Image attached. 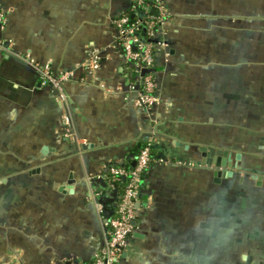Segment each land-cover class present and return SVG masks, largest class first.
<instances>
[{
    "label": "crops",
    "instance_id": "0c3cea01",
    "mask_svg": "<svg viewBox=\"0 0 264 264\" xmlns=\"http://www.w3.org/2000/svg\"><path fill=\"white\" fill-rule=\"evenodd\" d=\"M130 5L0 0V264L90 262L109 167L140 141L152 162L115 264H264V0H163L150 110L116 47ZM43 67L72 76L59 91Z\"/></svg>",
    "mask_w": 264,
    "mask_h": 264
},
{
    "label": "built area",
    "instance_id": "2783aa9c",
    "mask_svg": "<svg viewBox=\"0 0 264 264\" xmlns=\"http://www.w3.org/2000/svg\"><path fill=\"white\" fill-rule=\"evenodd\" d=\"M157 10V15L152 13ZM129 12L135 14V20L129 21ZM163 0H131L130 9L112 20L116 29V47L124 59L127 68L132 70L131 90L134 93L132 104L140 109L150 110L158 103L154 68L156 58V34L165 18ZM4 15L0 11V27L4 24ZM84 62L86 71L98 70L100 55L92 50ZM72 76L64 70L53 73L46 67L39 69L40 84L52 86L60 91L62 84ZM66 125H69L66 119ZM147 145L136 157L133 167L110 166L108 182L111 186L116 176L128 177L127 184L117 202L114 216L104 223V243L93 255L90 262L70 264H115L120 258L127 240L133 231L138 198L143 182L142 174L148 168L149 149Z\"/></svg>",
    "mask_w": 264,
    "mask_h": 264
},
{
    "label": "trees",
    "instance_id": "16d2710c",
    "mask_svg": "<svg viewBox=\"0 0 264 264\" xmlns=\"http://www.w3.org/2000/svg\"><path fill=\"white\" fill-rule=\"evenodd\" d=\"M143 1L145 3L147 2V0H143ZM128 15H129V21H134L135 20L136 17H135V14L133 12H129ZM146 146H147V144L145 142H143V141L137 142L135 144V146L133 147L132 152H131L132 153V157H133L132 158L133 160L131 162L136 160V157L138 156L140 151ZM148 149H149V162H148V167H149V164L152 162V157H153V152L154 151H153V147L151 145L148 146ZM123 167L126 168V169H129V168H131V163L130 164H124ZM146 171H147V169H146ZM146 171L142 174V177L144 176ZM109 177H110V175L108 174L107 178H109ZM127 181H128V177L121 175V176H116L115 179L112 180V182H110L111 186H109V187H110V190L113 191L114 199H115L114 200L115 207H114L113 213L116 210L117 202H118V200L120 199V196L123 193V190H124V188H125V186L127 184ZM111 217H113L111 214L107 215L106 219L109 220Z\"/></svg>",
    "mask_w": 264,
    "mask_h": 264
},
{
    "label": "water",
    "instance_id": "95a60500",
    "mask_svg": "<svg viewBox=\"0 0 264 264\" xmlns=\"http://www.w3.org/2000/svg\"><path fill=\"white\" fill-rule=\"evenodd\" d=\"M152 13L155 14V15H157V10L156 9H152ZM134 164H135V162H132L131 163V166H134ZM132 224L134 225L135 222L133 221Z\"/></svg>",
    "mask_w": 264,
    "mask_h": 264
},
{
    "label": "rangeland",
    "instance_id": "374dc122",
    "mask_svg": "<svg viewBox=\"0 0 264 264\" xmlns=\"http://www.w3.org/2000/svg\"><path fill=\"white\" fill-rule=\"evenodd\" d=\"M215 264V263H214Z\"/></svg>",
    "mask_w": 264,
    "mask_h": 264
}]
</instances>
